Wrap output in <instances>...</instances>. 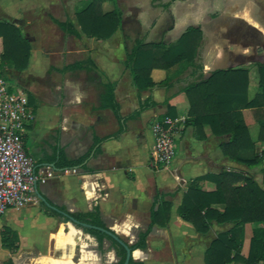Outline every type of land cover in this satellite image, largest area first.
<instances>
[{"label": "crops", "instance_id": "1", "mask_svg": "<svg viewBox=\"0 0 264 264\" xmlns=\"http://www.w3.org/2000/svg\"><path fill=\"white\" fill-rule=\"evenodd\" d=\"M5 1L11 2L13 11L35 8V0H0V3ZM249 1L251 11L238 14L241 5H235L221 12L231 17L226 20L221 16L197 20L199 13L189 3L182 11H177L173 3L166 9L163 7L166 3L158 4L148 14L132 15L131 22L122 21L119 32L108 39L81 33L77 12L59 20L70 19L80 34L64 31L56 20L54 24H40L44 37L35 46L31 40L28 68L9 78L16 80L11 83L13 86L32 94L30 106L35 116L26 125L24 147L46 181L34 186L32 198L24 207L10 208L1 217L2 264L8 260L13 264H117L120 257L114 236L108 234L111 238H105L101 245L89 232V228L95 227L73 222L64 213L72 216L98 211L104 228L130 246L150 224L157 196L172 203L166 225L154 226L148 235L147 248L134 249L132 258L145 264H205L204 254L209 245L206 235L183 220L178 208L194 178L233 166L243 167L223 154L220 144L228 137L212 134L205 125L201 138L192 124L190 100L183 90L216 69L264 63V15L261 16L264 2ZM110 3L103 4L105 11L112 10L108 9ZM216 5L213 2L208 8L204 4L203 9L214 13ZM152 13L156 21L153 17L154 24L149 28L144 18ZM133 23L136 26L139 23L138 29L131 28ZM189 26L200 27L203 33L196 57L202 68L181 62L167 70L154 69L153 79L159 82L168 78V84L139 91L125 64L128 52L138 41L168 45ZM121 31L123 36L118 37ZM252 33L257 39H253ZM75 64L76 68H70ZM255 71L251 72L250 99L258 91ZM29 76L38 81L28 80ZM108 83L115 86L124 117L121 122L112 109L102 105ZM147 99L156 104L135 115L140 102ZM169 107L175 115L172 118L185 120L175 135V158L167 167L156 168L151 162L155 146L153 125L165 117ZM243 115L246 123L253 125L264 120V109H244ZM60 149L70 159L90 156L74 172L55 167L52 158ZM253 154L251 150L239 153L241 157ZM200 187L213 190L215 184L201 181ZM214 206L222 209L220 205ZM4 226L18 232L20 247L15 253L1 245Z\"/></svg>", "mask_w": 264, "mask_h": 264}, {"label": "trees", "instance_id": "2", "mask_svg": "<svg viewBox=\"0 0 264 264\" xmlns=\"http://www.w3.org/2000/svg\"><path fill=\"white\" fill-rule=\"evenodd\" d=\"M106 1L117 2L119 0H91L89 4L75 14L80 31L88 37L108 39L120 28L122 23V11L112 9L105 11L103 4ZM176 0H170L163 7L169 6ZM61 29L68 33L80 34L73 21L56 20ZM203 38L200 27L189 26L186 31L174 42L168 45L164 43H151L138 41L128 52L125 61L131 70L133 81L139 91L151 89L157 85L168 84V78L156 82L152 77L154 69L167 70L174 65L185 62L187 66L199 67L196 61L198 49ZM31 41L24 33L21 26L0 20V70L6 79L11 75L12 69L17 72L24 71L29 66L31 56ZM72 65L70 68H76ZM8 69V70H7ZM257 72L258 91L255 96L249 98V85L251 72ZM7 70V72H6ZM107 91L102 98L103 107L113 110L117 119L121 122L124 117L121 107L115 96V86L112 83L106 85ZM18 90L27 95L30 105L33 97L30 91L24 88ZM190 100L189 115L192 124L197 128L201 138L202 130L207 125L211 133L217 136H226L228 139L220 144L222 152L230 161L248 170L258 169L261 175L260 183L256 176L241 168L224 169L220 173H207L191 180L183 201L178 208L179 215L185 221L190 222L201 235H207L214 224L230 226L224 232L215 237L204 254L205 264H264V148L260 149L258 143L264 144V120L256 124H247L243 110L248 108L264 109V63L255 62L252 66H237L216 69L207 77L190 83L183 90ZM152 100H142L135 115L154 106ZM165 116L174 117L172 107H169ZM123 131L121 127L120 132ZM106 139V138H105ZM104 139H97L101 142ZM254 151L252 157H241V151ZM90 154H85L76 159H70L62 149L52 158L55 167L73 169L84 166ZM211 181L215 189L206 190L200 187V182ZM214 205L222 206V209ZM172 203L162 196L155 199L151 222L139 235L136 243L130 245L132 251L137 248H147L148 235L154 226H165L171 212ZM56 213V212H54ZM72 216L80 222L95 226L89 228V232L97 237L102 245L105 238H111L104 231L96 228H104L98 211L87 213H72ZM250 224L253 230L249 243L248 255L242 254L246 237V226ZM114 240L117 253L120 257L117 264H123L126 260L127 250L125 246ZM18 232L8 226L1 230V245L10 252L15 253L19 249ZM5 264H13L8 260ZM128 264H145L136 261L132 257Z\"/></svg>", "mask_w": 264, "mask_h": 264}, {"label": "built area", "instance_id": "3", "mask_svg": "<svg viewBox=\"0 0 264 264\" xmlns=\"http://www.w3.org/2000/svg\"><path fill=\"white\" fill-rule=\"evenodd\" d=\"M34 116L27 95L0 76V218L10 208L24 207L32 198L34 186L46 181L24 147L26 125ZM184 120L165 116L154 123V167L165 168L175 158V135Z\"/></svg>", "mask_w": 264, "mask_h": 264}, {"label": "rangeland", "instance_id": "4", "mask_svg": "<svg viewBox=\"0 0 264 264\" xmlns=\"http://www.w3.org/2000/svg\"><path fill=\"white\" fill-rule=\"evenodd\" d=\"M90 1L91 0H35V8L32 10L29 9L27 11H21V10L13 11V7L11 5V2L5 1L4 3H0V20L9 21V22H12V23H15V24L21 26L24 30V33L27 36H30L33 38L32 44H33V46H35L36 43L39 42L42 37H44V34L42 33V31L40 32V30H39L40 24H42L43 26H45L46 23L54 24V23H52V22H55L54 20H59V19L63 20L66 17H71L73 15V13L81 11L85 6H87ZM167 1L168 0H119L116 3L111 1L108 9H110V8L111 9H115V8L120 9L122 11V14H123L122 21H124L126 19L127 21L131 22L129 20L130 16H132V15L139 16L145 12H146V14H148L150 9H155V7L159 6L158 4L166 3ZM261 1L264 2V0H261ZM213 2H217L214 13H209L207 11L205 12L203 9L204 4H206L209 8V6L211 4H213ZM188 3L191 4L193 7L195 6L197 13H199L197 20H201L205 16L210 17L211 20H213L214 18H219L220 16L222 18L224 17L223 18L224 20L230 19L231 17L227 16L226 13L221 14V12L227 11L228 8H233V6H235V5H237V6L241 5L240 11L237 12L238 14H242L245 11L246 12L251 11V8H252L251 7L252 5L250 4L251 2L249 0H186L182 3L181 2L180 3L175 2L172 5L176 7L175 9L177 11H182V10L187 8ZM7 6H8V8H7ZM263 9H264V5H263ZM262 11L263 12H261V16L264 15V10H262ZM154 14L155 13H152V15H150L149 17L144 18V21H146L145 25L149 26V28L152 27L154 24V23H152V21L153 20H154V22L156 21ZM153 17H154V19L152 20ZM138 25H139V23H138ZM138 25L136 26L135 23H133L131 28L132 29H138ZM117 35H118V37L119 36L122 37L123 32L121 31ZM259 39H260V37H259ZM47 41L49 42L48 38H47ZM61 41H62L61 37L58 36L57 43L60 44ZM129 49H128V51H129ZM7 70H6V72H7ZM8 72H10V74L13 76V75H15L14 73L16 71L9 69ZM160 72H161V70H160ZM0 75H2V76L4 75L3 72L1 74V70H0ZM254 76L255 77L257 76L256 71H255ZM27 78L30 81H34V82L38 81L33 76H29ZM8 81L10 83L14 84L16 80L14 78H8ZM259 148L263 149L264 144L260 145ZM248 158H250V157H248ZM242 167H243V170L249 171L248 167H246V166H242ZM249 172H251V174L255 175L257 180L260 183H262L261 182V175H260L258 169H254V170H251ZM229 227L230 226H226V225L221 226V225L214 224L211 231L206 235L207 243L209 242V245H210L212 240L215 237H217V235H219L221 232H224ZM245 230H246V232H245L246 237H245L244 247L242 248V254L244 256H247L248 251H249V243H250L249 241H250V238L252 236L253 230H252V227L250 224H248L246 226ZM0 264H2V257L1 256H0ZM238 264H240V263H238Z\"/></svg>", "mask_w": 264, "mask_h": 264}, {"label": "water", "instance_id": "5", "mask_svg": "<svg viewBox=\"0 0 264 264\" xmlns=\"http://www.w3.org/2000/svg\"><path fill=\"white\" fill-rule=\"evenodd\" d=\"M29 40L31 41V40H33V38H32V37H29ZM63 213H64V212H63ZM64 214L67 215V216H68L73 222L80 223V224H82V225H84V226H88V227H95V226L90 225V224H87V223H82V222L78 221L77 219H75L74 217L70 216V215L67 214V213H64ZM96 228H98V229H100V230L106 232V233L109 234V235L114 236V238H115L116 240H118L121 244H123V245L125 246V248H126V250H127V255H126V260H125V262H124L123 264H128L129 261H130V259H131V257H132V255H133V251H132V249L130 248L129 244L125 243V242L122 241L119 237H117V236L114 235L111 231H109V230H107V229H105V228H101V227H96Z\"/></svg>", "mask_w": 264, "mask_h": 264}, {"label": "flooded vegetation", "instance_id": "6", "mask_svg": "<svg viewBox=\"0 0 264 264\" xmlns=\"http://www.w3.org/2000/svg\"><path fill=\"white\" fill-rule=\"evenodd\" d=\"M252 35H253V36H252L253 39L256 38V34H255V33H252ZM256 39H257V38H256Z\"/></svg>", "mask_w": 264, "mask_h": 264}]
</instances>
